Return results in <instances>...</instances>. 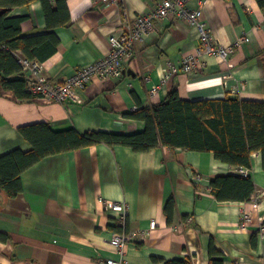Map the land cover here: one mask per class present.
<instances>
[{"label":"crops","instance_id":"1","mask_svg":"<svg viewBox=\"0 0 264 264\" xmlns=\"http://www.w3.org/2000/svg\"><path fill=\"white\" fill-rule=\"evenodd\" d=\"M50 15L38 0L15 9L25 17L26 37L50 32L59 38L54 55L44 65L47 76L63 82L80 67L105 58L110 37L127 31L137 16L153 12L155 0H120L118 5L95 0L50 2ZM189 8H204L216 39L240 45L227 61L208 56L200 69L180 73L164 82L169 63L194 56L200 34L187 21L169 18L137 45L126 63L131 74L104 81L96 78L69 104L33 97L19 101L0 80V157L33 146L20 128L47 123L55 132L76 129L81 133H137L146 123L124 114L138 106L152 108L177 90L188 101L239 99L264 103V7L259 0H190ZM19 55H22L19 53ZM23 56V55H22ZM27 78L24 74H22ZM160 86L157 94L152 89ZM248 175L257 194L251 202L219 201L211 182L218 176L242 174L234 164L214 152L160 146L147 153L105 144L50 156L22 175L23 192L14 199L0 194V264H105L123 257L109 240L120 221L109 212L112 202H126L131 231L157 229L128 243L123 264H164L162 261L194 258L209 264L212 239L224 264H264V155H252ZM175 198L173 223L166 204ZM244 214L251 219L244 224ZM186 217L193 222L183 224ZM154 258L159 259L156 261Z\"/></svg>","mask_w":264,"mask_h":264},{"label":"trees","instance_id":"2","mask_svg":"<svg viewBox=\"0 0 264 264\" xmlns=\"http://www.w3.org/2000/svg\"><path fill=\"white\" fill-rule=\"evenodd\" d=\"M38 0H0V80L6 90L13 91L19 101H31L28 79L22 76L19 53L30 60L44 62L55 54L59 38L53 33L26 37L22 33L25 17L13 11ZM46 15L52 11L50 0H41ZM61 2V0H58ZM264 7V0H259ZM141 120L146 128L137 133L86 132L76 129L55 132L47 123L20 128L22 136L33 146L24 152L13 150L0 157V194L7 199L17 198L23 192L22 175L47 157L105 144L115 149L127 147L136 153H147L160 146L183 148L191 151H210L233 168L252 169V155H264V103L224 99L214 101H188L177 90L168 100L152 108L138 109L124 114ZM212 194L217 200L251 202L257 194L254 180L249 175L230 174L218 176L211 182ZM175 198L166 204L165 213L173 223ZM189 217L183 219L187 221ZM115 232H129L117 223ZM1 239L5 236L0 234ZM209 264H224L223 254L212 239ZM156 261L159 259L154 258ZM164 264H195L193 258L166 260Z\"/></svg>","mask_w":264,"mask_h":264},{"label":"built area","instance_id":"3","mask_svg":"<svg viewBox=\"0 0 264 264\" xmlns=\"http://www.w3.org/2000/svg\"><path fill=\"white\" fill-rule=\"evenodd\" d=\"M51 2L57 0H50ZM105 4L118 5L120 0H95ZM156 9L153 12L141 14L136 17L127 31L115 34L110 37L109 54L98 61L89 65L80 67L77 72L68 77L65 81L51 80L45 71L44 65L39 61H34L19 55V63L22 71L28 79V91L38 98L45 99L50 103L69 104L78 100L79 93L86 90L89 85L96 79L108 81L110 79L121 80L126 74V63L131 59L137 49V45L156 31L158 23L165 19L177 18L187 21L193 27L199 30L200 46L194 56L186 57L179 64L169 63L166 67V77L164 82L171 79L173 75L186 73L190 74L200 69V60L208 56L220 57L227 61L236 49L250 41L248 36L242 37L234 46H224L220 43L207 22L202 20L204 8L192 10L189 8L190 0H155ZM160 86L153 88L152 94H157ZM138 109V107H136ZM134 109V110H136ZM240 173L248 175L245 169H240ZM109 212L116 215V219L121 225L126 226L128 223L129 206L126 202H112ZM249 214H244V224L250 221ZM193 217H189L183 224L193 222ZM157 222L152 221L148 230L140 231H123L113 233L109 243L123 257L119 261L108 259L105 264H123L124 249L128 243H131L140 237L144 238L150 235L151 231L157 229ZM264 240V225H261L258 232ZM194 260V258H193ZM195 262V260H194ZM261 264V263H256Z\"/></svg>","mask_w":264,"mask_h":264},{"label":"water","instance_id":"4","mask_svg":"<svg viewBox=\"0 0 264 264\" xmlns=\"http://www.w3.org/2000/svg\"><path fill=\"white\" fill-rule=\"evenodd\" d=\"M125 74L130 75L131 74V70H125Z\"/></svg>","mask_w":264,"mask_h":264},{"label":"rangeland","instance_id":"5","mask_svg":"<svg viewBox=\"0 0 264 264\" xmlns=\"http://www.w3.org/2000/svg\"><path fill=\"white\" fill-rule=\"evenodd\" d=\"M22 74H24V73H22ZM25 75V74H24Z\"/></svg>","mask_w":264,"mask_h":264}]
</instances>
